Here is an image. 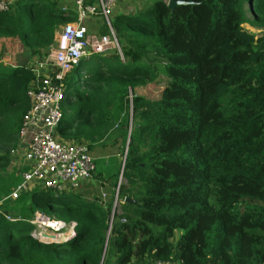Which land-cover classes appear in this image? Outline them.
<instances>
[{
    "label": "trees",
    "instance_id": "obj_1",
    "mask_svg": "<svg viewBox=\"0 0 264 264\" xmlns=\"http://www.w3.org/2000/svg\"><path fill=\"white\" fill-rule=\"evenodd\" d=\"M179 1L194 5L118 12L121 55H94L63 79L59 134L90 147L112 121L130 130L123 166L99 184L104 202L85 190L68 202L47 190L6 199L20 183L11 151L35 76L0 66V264H264V0ZM75 19L51 0H18L0 13V39L40 59ZM159 67V100L134 97ZM35 213L75 236L47 243L31 233Z\"/></svg>",
    "mask_w": 264,
    "mask_h": 264
},
{
    "label": "built area",
    "instance_id": "obj_2",
    "mask_svg": "<svg viewBox=\"0 0 264 264\" xmlns=\"http://www.w3.org/2000/svg\"><path fill=\"white\" fill-rule=\"evenodd\" d=\"M164 1L167 4L169 2ZM86 2L87 0H73L76 19L60 27L55 35V44L49 49L45 62L50 64L52 72L40 76L38 71L30 70L35 79L26 92L29 108L18 131L17 147L11 151V157L16 158L21 166L20 183L6 198L10 201L17 199L21 193L33 190H47L57 195L75 192L93 181L96 168L89 154L88 144L64 141L58 135V127L63 119L62 106L67 99L63 79L65 75L77 69L81 62L94 55H104L112 50L121 55L116 32L111 23L120 9L116 7L117 0H95L91 4ZM9 6L4 0H0V13L7 11ZM95 18L103 20L107 28L105 35H91L85 27L86 21H93ZM45 66L41 64L39 67ZM124 158L125 156L123 161ZM123 180L120 174L112 213L118 206V187L125 182ZM101 199L105 201L104 192ZM57 202L63 200H55V203ZM29 223L34 228L51 231L53 239H49L50 235H40L47 243L64 244L75 235L74 224L67 226L60 221H51L39 213H35Z\"/></svg>",
    "mask_w": 264,
    "mask_h": 264
},
{
    "label": "rangeland",
    "instance_id": "obj_3",
    "mask_svg": "<svg viewBox=\"0 0 264 264\" xmlns=\"http://www.w3.org/2000/svg\"><path fill=\"white\" fill-rule=\"evenodd\" d=\"M5 4H8L9 2L7 0H4ZM55 3H57L60 6H64L67 7L70 10L74 9V5H73V0H51ZM153 0H117V9H122L124 11H129V12H134V11H143L145 10L150 3ZM22 4H20V9H22ZM121 11V10H120ZM113 21H111L112 25H113ZM85 27L88 29L89 33L91 35H97V36H102L105 34L106 30H105V26H104V22L101 18H95L93 21H86L85 22ZM244 28L246 29H250V27L248 25H244ZM49 51V50H48ZM49 55V53H46V56L43 58H37L31 55L30 51L26 48H24L16 39H0V66L3 67H20V68H25V69H29V70H36L38 71V75L43 76V75H48L52 72V68L50 67V64L45 63L47 61V56ZM41 64L46 65L44 68H40L39 66ZM83 64V63H82ZM81 71V69H80ZM156 77L150 81L147 82L146 84L137 87L135 89V95L134 97H137L141 100L144 101H149V102H155L157 100H159L160 96H161V92L163 90L165 81H166V77L163 74V72L161 71V68H157L156 70ZM132 96V98H134ZM132 98H131V106H132ZM131 115V111H128ZM73 115V110H71V114ZM130 120H131V116H130ZM116 122H111V132L110 134L105 137L104 141H102V144H104V150L101 151V155H106V159H102L103 161L106 162V164L109 165V168L111 166V173H113V167H115L114 165V159L117 158L120 160V163H122L123 161V156H119L118 154H120L121 152L125 155V147L128 144V136H129V131H127L126 136L124 135V133L121 135L122 131L119 130V128H114L117 127V124H115ZM59 137L64 140V141H71V138L69 135H61L59 134ZM125 136V137H124ZM116 139V142H115ZM124 140V141H123ZM101 144V143H100ZM119 152V153H118ZM122 154V155H123ZM91 157H92V153H90ZM94 162V161H93ZM15 164V163H14ZM12 165L13 168H10L11 171H15V174H20V170L19 167L16 165ZM95 168L98 169L100 163H98V161H96L94 163ZM121 168V166H120ZM97 169L95 171V173H97ZM121 170V169H120ZM95 176V175H94ZM110 176V175H109ZM94 182V181H92ZM118 182V181H117ZM124 182V180H123ZM125 183V182H124ZM86 191L88 192V196L91 195V197L93 196H98L100 194V185L98 183H91L90 184H86L81 190H77L75 192H66L62 195H57L54 193L50 194L48 196H51L54 200H63V202H68V200H70L69 198H71V196L73 194H76L78 191ZM39 191H44V190H39ZM85 192V193H86ZM104 192V191H103ZM108 195L105 193V200L107 199ZM104 202V201H103ZM34 232H31L33 234H37V235H49L48 231H43L40 228H33ZM32 230V231H33ZM43 232V233H42Z\"/></svg>",
    "mask_w": 264,
    "mask_h": 264
},
{
    "label": "crops",
    "instance_id": "obj_4",
    "mask_svg": "<svg viewBox=\"0 0 264 264\" xmlns=\"http://www.w3.org/2000/svg\"><path fill=\"white\" fill-rule=\"evenodd\" d=\"M9 3H8V5H12L13 3H14V1L15 0H7ZM120 10H122V9H120ZM248 30H250V31H252V32H254V33H257V31H254L252 28H250V29H248ZM258 33H259V31H258ZM110 134V132L106 135V136H108ZM104 144H100V143H95V144H92L90 147H88L89 148V154L90 153H92V159H93V161H94V163L96 162V161H98V163H100V165H99V167H98V169H97V173H95V177H94V179H93V181L94 182H91L92 184L93 183H98V184H106V180L108 179V177H110L111 175H110V172H111V166H110V168H109V165L108 164H106V162L105 161H103L102 159H106V155H102L101 157H100V153H101V151L102 150H104L105 148H104ZM100 154V155H99ZM91 156V155H90ZM108 158V157H107ZM115 161H114V165H115V167L116 168H114L113 167V172L115 171V169H117L118 168V166L120 165V160L119 159H117V158H115L114 159ZM15 163V164H14ZM17 165L18 167H19V170H20V168H21V166H20V163H19V161L15 158H12V163H11V168H13L12 167V165ZM16 175L17 176H19L20 177V175L19 174H17L16 173ZM110 175V176H109ZM88 184H90V183H88ZM87 184V185H88ZM103 189H100V192H102L103 193Z\"/></svg>",
    "mask_w": 264,
    "mask_h": 264
},
{
    "label": "water",
    "instance_id": "obj_5",
    "mask_svg": "<svg viewBox=\"0 0 264 264\" xmlns=\"http://www.w3.org/2000/svg\"><path fill=\"white\" fill-rule=\"evenodd\" d=\"M193 5H194V3L191 2V1H189V2H183V1H179V0H169V2L167 4V7L170 10H174L178 6H193ZM124 202L129 203V204L130 203H133L132 200H130V199H125Z\"/></svg>",
    "mask_w": 264,
    "mask_h": 264
},
{
    "label": "clouds",
    "instance_id": "obj_6",
    "mask_svg": "<svg viewBox=\"0 0 264 264\" xmlns=\"http://www.w3.org/2000/svg\"><path fill=\"white\" fill-rule=\"evenodd\" d=\"M74 236L70 237V239H68L65 243H67L69 240H71ZM55 244H57V243H55ZM60 245H62V244H60Z\"/></svg>",
    "mask_w": 264,
    "mask_h": 264
},
{
    "label": "bare ground",
    "instance_id": "obj_7",
    "mask_svg": "<svg viewBox=\"0 0 264 264\" xmlns=\"http://www.w3.org/2000/svg\"><path fill=\"white\" fill-rule=\"evenodd\" d=\"M42 233H43V232H42ZM49 239H53V236H52V237L50 236V238H49ZM55 239H56V238H55ZM57 241H59V240H57Z\"/></svg>",
    "mask_w": 264,
    "mask_h": 264
}]
</instances>
